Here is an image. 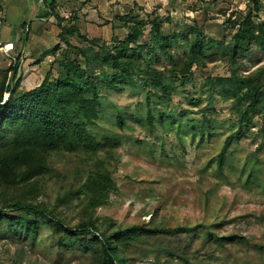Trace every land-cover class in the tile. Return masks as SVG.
<instances>
[{
    "label": "rangeland",
    "instance_id": "rangeland-1",
    "mask_svg": "<svg viewBox=\"0 0 264 264\" xmlns=\"http://www.w3.org/2000/svg\"><path fill=\"white\" fill-rule=\"evenodd\" d=\"M56 1V13L63 20L47 17L48 9L38 0L26 43L23 28L9 34L0 32V80L21 51L24 56L19 93L39 86L48 72L57 73L59 61L68 48L61 35L62 26L77 27L78 32L66 35L74 46L88 47L92 41L98 46H115L126 39L138 21L144 22L142 27L148 34L152 20H162L164 33L179 35L173 54L182 62L179 58L184 57L186 48L180 35L197 36L203 30L207 38L225 37L226 43L232 42L256 0ZM260 2V11L254 13L257 25L264 21V0ZM57 45L60 48L55 54L45 55ZM209 56L207 67L194 66V82L180 87L169 104L173 129L158 126L154 134L149 133L133 116L140 104L145 106L146 94L137 95L130 89L112 90L110 98L126 112L130 128L117 130L122 140L114 173L119 190L113 194L109 206L97 211V216L113 218L123 226L155 219L166 227H196L194 232L181 234L186 240L182 241L193 244L191 264H264V251L257 252L259 245H264V119H255V127L247 136L234 138L225 148L237 115L232 112V102L225 101L219 93L210 104L205 80L230 76L232 65L222 57L216 44ZM81 62L84 63L83 59ZM237 65L243 76L263 67L264 46L255 45L250 52L241 54ZM167 66L165 58L160 68ZM95 70L97 66L91 72ZM203 114L213 116L219 123L201 140L191 126L192 120L201 119ZM104 124L112 126L107 121ZM224 148L223 173L218 159ZM256 158L262 171L252 182L248 174ZM62 186L48 181L46 195L40 200L53 203L64 190ZM80 209L81 201L76 198L59 205L63 218L74 226L80 220ZM28 218L36 216L31 214ZM209 230L218 232L219 239L210 241ZM229 233L247 236L249 242L228 243L223 247L221 238ZM154 240L136 250L139 257L148 254L139 264H154L155 250L171 243L175 247L178 238ZM94 258V253L82 246L61 245L60 233L41 217L36 240L27 230L18 227L10 230L6 221H0V264H96Z\"/></svg>",
    "mask_w": 264,
    "mask_h": 264
},
{
    "label": "trees",
    "instance_id": "trees-1",
    "mask_svg": "<svg viewBox=\"0 0 264 264\" xmlns=\"http://www.w3.org/2000/svg\"><path fill=\"white\" fill-rule=\"evenodd\" d=\"M42 2L48 9L47 17L63 20L56 13V0ZM260 9L261 2L256 0L229 43L225 37L207 38L203 30L197 36L180 35L186 48L184 57L179 58L182 62L173 54L179 35L164 33L162 20H152L148 34L143 30L144 22L138 21L126 39L115 46H98L94 41L88 47L74 46L66 35L78 32L77 27L62 26L61 35L68 48L57 73L48 72L39 86L19 93L24 61L21 51L0 80V221H6L10 230H27L36 240L41 217L60 233L61 245L92 251L96 264H139L148 257L146 253L137 256L136 250L142 245L175 237V247L171 243L155 250L154 264H191L193 244L184 242L181 234L194 232L196 227H166L155 219L123 226L113 218L97 216V211L109 206L119 190L114 173L122 140L117 130L130 128L126 112L110 98V93L124 89L137 95L144 92L145 106L140 104L134 119L151 134L158 126L173 129L169 104L180 87L194 82V66L207 67L209 52L216 44L232 65V73L207 77L205 85L211 105L219 93L225 101L232 102V112L237 115L226 148L234 138L247 136L255 127V119H264V66L243 76L237 65L241 54L250 52L255 45L264 46V21L258 25L254 21V13ZM0 11L4 13L0 16L1 32L9 13L6 1L0 0ZM32 24L21 25L24 43L29 40ZM59 48L57 45L45 55L55 54ZM165 58L168 66L161 69ZM93 66L97 71L92 73ZM218 123L213 116L203 114L201 119L192 120L191 129L203 140ZM225 148L218 159L223 173ZM259 171L262 165L256 158L249 180L256 182ZM48 181L59 182L64 188L53 203L40 200L46 195ZM72 198L81 201L80 220L75 226L67 223L59 210L60 203ZM31 214L36 218H28ZM218 234L209 230V240L219 239ZM221 240L223 247L249 242L247 236L236 233L222 236ZM263 251L264 245H259L257 252Z\"/></svg>",
    "mask_w": 264,
    "mask_h": 264
},
{
    "label": "crops",
    "instance_id": "crops-1",
    "mask_svg": "<svg viewBox=\"0 0 264 264\" xmlns=\"http://www.w3.org/2000/svg\"><path fill=\"white\" fill-rule=\"evenodd\" d=\"M6 1L8 5V14L5 15V23L1 29V32H14L21 28L24 22H31L34 19V13H36V8L38 0L34 3L32 0H1ZM46 9V8H44ZM35 11V12H34ZM0 13H2L0 11Z\"/></svg>",
    "mask_w": 264,
    "mask_h": 264
}]
</instances>
